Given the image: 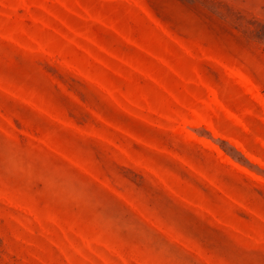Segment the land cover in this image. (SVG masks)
Masks as SVG:
<instances>
[{
  "label": "rangeland",
  "instance_id": "rangeland-1",
  "mask_svg": "<svg viewBox=\"0 0 264 264\" xmlns=\"http://www.w3.org/2000/svg\"><path fill=\"white\" fill-rule=\"evenodd\" d=\"M204 1L0 0V264H264V161L210 119L264 123L220 68L264 0Z\"/></svg>",
  "mask_w": 264,
  "mask_h": 264
},
{
  "label": "trees",
  "instance_id": "trees-1",
  "mask_svg": "<svg viewBox=\"0 0 264 264\" xmlns=\"http://www.w3.org/2000/svg\"><path fill=\"white\" fill-rule=\"evenodd\" d=\"M174 3L177 5H182V4H185L188 6L190 5L192 7H197L200 9H204L206 6V3L204 0H203V2L201 0H174ZM157 17H159L160 20L173 33H175V32L179 33L178 30L175 29V26L172 24L171 20L167 19L164 16H160V15H157ZM218 22H220L222 26H225V23H224L225 20L221 19L220 16H219ZM241 27H242V24H240V23L235 27L236 35L238 37L237 43L234 44V46H233L235 49V52H233V54L231 56H223L220 58V61L222 64V66L220 68L222 71H223V68L227 65H230V66L237 68L245 76H247L249 79H251L264 92V49L261 52L251 51V52L246 53L245 52L246 44H245L244 38L242 37V34L240 33ZM263 30H264V27H263ZM256 37H258L260 39H264L262 36H259L258 34ZM226 38L227 37L224 34L222 39H220V42H219L220 45L222 47H224L225 49H227L228 45H230L229 42H227ZM138 52H140L143 56H145L146 58H148L152 61L156 60L155 58H153V55H156V52H151L152 56L147 54L143 50L142 51L138 50ZM166 70H167L166 71L167 74L170 75L171 77H173L178 82H182L183 79H186V75L183 73L182 69L178 66V64L174 65L172 70H170L169 68H167ZM222 75L225 79L232 81L226 74H224V72L222 73ZM165 85L167 86L168 89H170V87L167 84H165ZM164 94H166V92H164ZM109 99H110V97H109ZM110 100L112 101V99H110ZM112 103L114 104L113 101H112ZM114 106L118 110H120L116 104H114ZM261 113H262V111L258 110L257 116L255 117L254 126L250 125L248 123V121L245 120L247 125L251 129L250 133H248V132L242 130L240 127H238L234 122H232L229 118H227L221 111H218L219 116L228 125H230V127H232V129L221 126L219 124L218 120L216 119L215 115L212 112H210V114H211L210 119L212 120V122L215 124V126L217 127V129L219 130V132L222 135L226 136L227 138H232V139L240 141L245 146V148L247 149V151L249 153H251L254 156H257L258 158L262 159V161H264V146L260 142V139L264 141V123L260 120ZM138 121H139V123L143 124V121H141V120H138ZM219 141L221 144L225 143V144L229 145L230 147H232V149H234V151L237 154H239L244 159V161H246V163H249L248 165H251V163L245 158V156L242 154V152L239 151L238 149H236L234 146H232L230 144V142L224 141V140H219ZM222 147H223V149L226 150V148H224V146H222ZM226 151H228V150H226ZM228 153H230V152H228ZM231 155H233V154H231ZM233 157H235V156L233 155ZM236 159L239 162L244 163L239 158H236ZM234 171H236V170H234ZM236 173L240 174L239 172H236ZM240 175L242 177H246L242 174H240ZM247 179H249V178H247Z\"/></svg>",
  "mask_w": 264,
  "mask_h": 264
}]
</instances>
